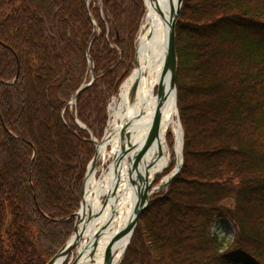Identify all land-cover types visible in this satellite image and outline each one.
Wrapping results in <instances>:
<instances>
[{
    "label": "trees",
    "instance_id": "1",
    "mask_svg": "<svg viewBox=\"0 0 264 264\" xmlns=\"http://www.w3.org/2000/svg\"><path fill=\"white\" fill-rule=\"evenodd\" d=\"M144 13L143 0H0V264H45L72 234L88 131L103 133ZM175 50L182 164L117 264H264V0H182Z\"/></svg>",
    "mask_w": 264,
    "mask_h": 264
},
{
    "label": "bare ground",
    "instance_id": "2",
    "mask_svg": "<svg viewBox=\"0 0 264 264\" xmlns=\"http://www.w3.org/2000/svg\"><path fill=\"white\" fill-rule=\"evenodd\" d=\"M144 4V20L136 39L135 65L107 106L106 136L98 145V154H103L107 144L111 145L112 151L118 149L121 128L135 142L136 153L159 108L158 127L143 156L150 179L169 163L172 154L179 165L181 128L177 120L175 93L171 91L161 104H158L157 95L158 85L162 82L166 87L168 82L162 69L169 13L175 9L176 0H144ZM132 83H135V89L130 96ZM169 130L174 136L172 149L166 142ZM128 179L124 162L116 166L110 164L99 178L94 173L87 176L79 210L82 218L70 239L75 245L68 255L59 257L53 264H63L66 260L68 264H105L112 237L132 215L135 190ZM106 195L103 201L102 197ZM127 239L125 235L116 243L110 264L118 262Z\"/></svg>",
    "mask_w": 264,
    "mask_h": 264
},
{
    "label": "water",
    "instance_id": "3",
    "mask_svg": "<svg viewBox=\"0 0 264 264\" xmlns=\"http://www.w3.org/2000/svg\"><path fill=\"white\" fill-rule=\"evenodd\" d=\"M181 5H182V0H176L175 9L171 10L169 13L168 29L166 33V42H165V54H164L163 69H162V74L163 75L166 74L168 76V82H167L166 87L162 85V82L157 87V95L159 99L158 104H161V102L166 98V96L171 91L175 93V101H176L175 74H176V68H177V56H176V50H175V24H176V20L180 13ZM135 52H136V46L134 49V65H135ZM16 77L17 75H15L14 79H16ZM94 77H95V73L92 68V74H91L90 80L86 83H82L76 89V91L72 95L73 100L76 99L79 92L83 88L88 86L93 81ZM134 89H135V83H132L131 89H130V96L133 94ZM176 108H177V105H176ZM158 110L159 108L157 109L154 115V118H153V122L150 125L148 131L146 132L141 142V145L139 147V150L136 153H135V149H136L135 142L130 140L128 133L124 132V128L120 129L118 149H116L115 151H112L110 163L106 166L108 168V166L112 163H114L116 166V165H119L121 162H124L125 167L127 169L129 183L131 185H134L135 203L133 204V211H132L131 217L129 218L127 223L112 237L109 243V246L105 254V264L111 263L113 250H114L116 243L120 239H122L125 235H127L128 239L122 251V254H123L132 236L133 230L136 226L138 216L148 205L149 201L151 200V195L157 192L158 190H160L161 188L167 186L170 180L176 175V173L180 169V165L182 162L183 131H182L180 122L178 120V111H177V120L181 128V147H180L179 165H177L175 161V165L173 169L167 175L163 176L157 183H154L156 174L153 175L150 179L148 178L146 166H144L143 164V156H144V152H145V149L148 143L155 135L157 127H158V119H159ZM79 126L82 127L80 124ZM105 136H106L105 131H104L103 136L99 140H96L92 135L89 136V141L92 142L94 145V152L90 160L87 163L86 170L83 176L79 208L72 213L74 217V226H73L72 234L76 232L77 225L79 224L82 218L81 214L79 213V210L81 209V206L83 203L85 180L89 174L95 172L96 162L98 159V145L104 141ZM115 187L116 185L113 188V192H114ZM106 198H107V195L104 197L103 201H105ZM72 234L68 237L66 242L56 251V253H54L48 259V261L45 264H53L56 259H58L61 256H66L71 252L72 248L75 245V243H70Z\"/></svg>",
    "mask_w": 264,
    "mask_h": 264
},
{
    "label": "rangeland",
    "instance_id": "4",
    "mask_svg": "<svg viewBox=\"0 0 264 264\" xmlns=\"http://www.w3.org/2000/svg\"><path fill=\"white\" fill-rule=\"evenodd\" d=\"M143 20H144V16H143V18L141 20L140 27H139L138 33L136 35V38H135V46H136V39H137L138 34L140 33L141 25H142ZM91 74H92V69L89 70V77H88L89 79L91 78ZM176 92H177V87H176ZM115 95H113V96H115ZM111 98H112V96H110L109 100L106 103V106L111 101ZM176 105H177V100H176ZM69 110H72V109H69ZM177 111H178V109H177ZM106 112H107V110H106ZM178 120L180 122L179 114H178ZM106 123L108 124V119L107 118H106V121H105V125H106ZM180 125H181V123H180ZM181 128H182V126H181ZM182 131H183V129H182ZM103 132H104V129H103ZM96 139H100V138H96ZM166 142H167V145L169 146V148L172 149V146H173V143H174V136H173V134H172V132L170 130L166 134ZM111 155H112L111 154V145L107 144L103 154H101L99 156V159L97 160V164H96V168H95V176L97 178L101 177V175L107 170L106 166L110 163ZM174 165H175V158H174V155L172 154L169 163H167V165L159 173H157V175L160 176L159 179L161 177L165 176L166 174H168L173 169ZM168 167H171V169L169 171L166 170ZM157 175H156V177H157ZM159 179H158V181H159ZM102 198L104 199V197H102ZM211 230L218 237H225V238H228V239H231L233 234H234V228L231 225V223L229 221H227V220H217V221H215L213 223L212 227H211ZM73 252L75 253V250H73ZM64 264H68V260H66L64 262Z\"/></svg>",
    "mask_w": 264,
    "mask_h": 264
}]
</instances>
